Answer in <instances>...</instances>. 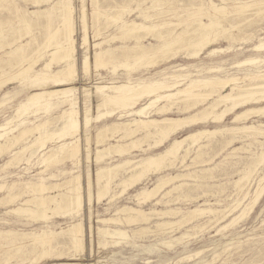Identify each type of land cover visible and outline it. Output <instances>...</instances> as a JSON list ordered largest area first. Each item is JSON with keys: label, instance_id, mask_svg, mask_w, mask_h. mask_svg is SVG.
<instances>
[{"label": "bare ground", "instance_id": "1", "mask_svg": "<svg viewBox=\"0 0 264 264\" xmlns=\"http://www.w3.org/2000/svg\"><path fill=\"white\" fill-rule=\"evenodd\" d=\"M96 1L98 2V0H91V4L93 5L92 14L94 18L97 19L98 14L101 15L102 13L103 14L106 13V16H107V13H109L108 15L110 17L107 18L108 21L107 22L105 21V22H106V25L108 23V27L113 25L115 28L114 29L115 32L109 33L108 37H106L102 41L99 40L101 39L99 38L101 36V33H98V32L96 34L94 33L95 35L93 36V38L94 39L96 38L95 40H97L94 42V45H93L94 52L93 54L88 53V47L90 46V38L87 32L88 30L87 27L90 22L89 23L85 22V17H86V10H85V5H84L85 0H81V3L83 4L82 9L80 11L81 12L80 19L82 20L81 28H82V33H83L82 45L86 47V50H85L86 54L84 55L82 59L81 71L84 75H87V78H88L89 74L93 75L90 73L92 70V67H94L95 70H100V69H105V71L109 70V73L110 74L112 73L113 75H116L118 73V70L122 69L123 71H125V75L127 76L126 81L109 82L104 85L101 82H97L98 78L97 79L95 78L96 80L93 83L91 88L79 89L78 87L73 86V84H75L74 82L77 80L76 78L78 77V66H77V59H76V53H77V47H76L77 42L75 39L76 27L74 25V15H73L75 9L72 5L71 0H56V2L48 8H44L43 10L38 9V10L29 12L31 14L30 19L23 20L25 26L31 24V22L44 18L43 15L46 12L54 13L55 18H58V22H57L58 24L55 26L54 30L51 29L52 31L46 34L47 35L46 41L45 42L43 41L42 44H37V47L34 48L29 53H27L25 49V46H27V44L29 43L25 44V43L19 42L20 44H17L16 43L17 40L18 41L20 40L18 36L17 38H14L12 40L7 39L8 37L7 35H5L4 33L5 31L3 32L2 22L0 21V90L4 89L10 83L11 80H16L14 78L19 79V77H21V79L23 78L22 80H25L26 84L31 82L32 80V83L36 82L38 90H36L34 94H28L27 97H28V101L32 103L34 107L35 106L37 107V109H35L36 110L35 113L39 111L40 112L44 111V113L46 114L57 108L62 109L61 112L57 116H55L54 118H51L52 120L47 119L37 124L35 123L36 121L35 122L30 121L31 126L22 128L21 130L18 131L17 134L16 133L14 134V132H16L15 130H18V128L23 127L26 124L25 120L20 121V123L16 124V126H14L13 128L8 127V124L12 121L11 119L7 120L4 124H0V154L4 152V150L6 151L10 150L9 153L12 155V158H13V160L10 159L9 161L10 164L7 163L5 164V166H9V165L11 166V164H13L11 162H14V161L17 162L21 160L25 154H26V157L28 156L26 161H29L31 158H34V156L37 153L42 152L44 149H46V145L49 144L50 142H53L55 139H57L58 142H60V144L56 146L57 147L56 149H50L49 151H47V153L45 152L44 155H42L40 158V164L41 165L43 164L42 166L48 167L51 164L60 163L64 159H69V160L71 159V160H75L74 166H78L81 161L79 157L82 155V146L79 143L80 138H78V136L81 135L84 128L86 129L90 125L92 126V123L100 124L99 127H97V133H95L97 134L96 136L97 138L95 139L97 146L95 150L94 163L95 162L99 163L104 157L107 156V153L111 152L112 150L117 155V157H120V158L125 157L121 162H119L116 165H113V166L111 165L109 167H101L96 170L95 172L96 174L94 173L96 175L95 176L96 179L94 178V180L96 181L95 184L97 185V187L95 186L97 188L96 192L93 191L92 189L94 187V184H93L94 181L93 182L88 181L87 185L85 186L81 183L80 181L81 176L79 174L66 178L63 183H49L48 184L44 182L43 178H40V180L35 184L32 183L30 185V183H26V188L28 190L31 189V193L33 194V195L31 194L32 197L24 201L21 204V206H18L17 208L12 209L10 212H13L12 214L16 213V215L17 214L27 215V217L32 218V221L33 219L37 221H40V220L47 221L51 219L52 215H55V214L62 216L63 218V216H65L66 214H70L72 212H75L76 214L79 213L81 210H83L86 204L90 206L92 201H95V203L97 201L100 202L101 199L104 198L106 194H108V189L110 188V185L119 169H121L122 171V168H124V173H126V178L119 181V186L122 187V190L120 192V195H121V194H124L126 191L128 192V190L135 188L137 185H139V183L143 179L148 177L150 173L152 174L158 173L159 171L164 169L167 164L169 163L173 164L177 159H181V161L183 162L185 159H187V156L190 153H192V151H194V154H195L194 158L201 159V156L205 155L203 153V150L207 148L209 145L211 146L212 144V143L200 144L201 143L200 140L202 139H203V142L204 140L205 142L206 140L209 142V140L212 139L213 136L215 137L216 134L220 135V134L225 133L227 136L221 139L222 142L220 145L221 149H225L227 146L229 148V145L236 138V136L234 138L232 135L244 134V136H246L247 138L252 137V139L257 136L260 137L261 135H264V122L263 123L261 122L260 125L257 127L254 125H251L250 123L249 124H246L245 122L240 123L241 121H244V120L247 121L249 116H252V115H257L259 117L262 116V118L264 117V70L262 71H257V70L255 71L252 69L247 70V72L244 74L243 77H239L237 75H231V74H229L226 77H219L218 75H213V74L215 73L217 74V72H219L220 70L223 71L224 69L222 70L221 67H206V68L204 67V68L197 70L196 74L193 75L186 69L187 66L184 67L182 65H178V66H175L176 69L175 71L173 70L174 72L168 73L167 77H164L163 79H158L153 76L146 77V78H137V79L130 78L131 73L134 72L135 70H138L140 68L149 69V67L156 66V64L161 63L162 61L167 62V60L169 59L174 60L177 58L178 55H181L183 58H186V60L188 59L195 60L199 58L202 52L208 50L210 46L216 45L218 43L219 37L222 36V35H219V28L220 27L224 28V26L222 25V21L227 20V17H229L228 14L230 12H233L236 16H238V18H241L239 23L246 24L244 22L248 21L247 20L248 18H246L247 12L250 11L251 13V11L252 12L255 11V13L259 15L260 12L264 8V0H251L249 2H243L242 0H232L234 2V6H232L231 8H229L230 6H228V2H230L231 0H217L220 2V4H216L213 0H149L150 2L147 0L149 4H146V6L143 5L146 0H125L124 4L116 3L114 6H109L108 9L104 10L103 12L100 9H98L97 6L96 7L94 6L96 4ZM112 3H109V4L111 5ZM132 3L135 4L134 5L135 7L130 8L129 4H132ZM166 5H168V7L163 8V6H166ZM0 9H1L0 11H2L3 8L1 7ZM5 10L6 8L4 9V11ZM16 10H18L17 7H16ZM151 11H155L157 13L154 15H151L150 14ZM135 13H137L136 18H139L141 22H139L136 19H132ZM255 13L254 15H256ZM1 15L2 14H0V16ZM251 15H253V13ZM155 16L157 18L161 16L162 19L156 21ZM101 18L99 16L97 20H100ZM174 18H177V20L178 18L180 19L183 18V19L175 23L173 21ZM249 22L247 23L249 24ZM104 23L102 24L105 25ZM182 24H184L185 27L180 32H178L176 30V27L178 28ZM248 24H246L245 26L248 27L247 26ZM234 27H235V24L234 25L232 24L230 25L229 28L235 29ZM253 27L255 28L256 26H253ZM237 29H238L237 31L240 30L239 28ZM102 30L104 29H101L100 31ZM223 31H225V29ZM228 31L229 30H227V33ZM224 35H227V34L223 33V36ZM148 36L151 38L153 37V39L156 42L154 43L150 42L148 44H144V40ZM251 36H254V35L252 34L249 35L248 40L252 41ZM39 39L40 37L38 38V40ZM41 41H38V42L40 43ZM115 42H119L120 44L113 45V43ZM105 43L108 45L106 46V48L102 47V45L103 44L105 45ZM257 43H258L257 45L253 46L252 51H255L257 53L264 51V39H259V42ZM231 45L233 44L231 43ZM229 46L230 45H228V48H226V50H221L219 48L213 47V49H211L207 53V56L209 57L215 56L219 54L220 52H222L223 54V51L230 52L233 46L232 47H229ZM242 46H244V44H242ZM45 48L46 49L49 48V51H47V56L44 54L45 57H43L41 55L43 51L45 50ZM249 51H251V49ZM15 55H18L17 63L15 65L13 64L11 68L9 67L8 68L9 71H8L7 68L5 69L3 67V65L8 64L11 61L12 57ZM34 55L36 56L39 55V57H36V56L34 57ZM204 58L203 60H205ZM41 61H43V63L39 64ZM263 63H264V59L261 60L260 58L253 57V58H248L244 60L243 62H237L234 67H236L237 65L240 66L243 64H247L249 65V67L251 65H254L256 67L258 66L257 68H259L261 66L260 64L264 65ZM52 65H56V66L58 65L59 67L58 68L56 67V69L53 70L51 69ZM247 65L245 66L247 67ZM238 66L236 68H238ZM5 67H8V65H6ZM13 67H15V69H13ZM155 68L156 67H154V69ZM96 73L98 72L96 71ZM99 78L102 79V77H99ZM26 84H23L21 88L26 89L27 88ZM41 87H43L44 89H42ZM227 88L229 89V91L227 92L225 91L226 93H224L223 90ZM90 89L92 90L90 91ZM80 91L83 92L82 95L84 98L83 99L84 109L81 108ZM93 92L95 93L94 95L98 96L97 97L98 101L95 105V108L92 107V104H91V98L93 97ZM6 97H7V93L4 94V98ZM248 105H250V107H248ZM26 109L27 108H25L24 106H21L20 109L15 111L17 113L16 115H18V117H21L22 115L25 114V112H27ZM174 112L179 113V114L176 116H171L170 114ZM94 113L96 114L94 115ZM114 116H115V119H113ZM228 116H232L231 121L233 124H236V125L232 127L215 128L213 130H200L199 129L200 125L203 123H206L209 119L211 120L212 123L219 124L225 121L226 117ZM262 118L261 119L259 118V120H262ZM107 119H112V120L110 122L104 123V121H106ZM54 121L56 123H59V127L57 128L58 130L50 131L49 129H47L48 124ZM183 130H185L184 132L188 131L191 133L179 140L173 137L178 132L183 131ZM34 132L37 135L34 137V139H32L30 144H27L25 146L21 145L22 147L20 148H18L19 146H17L16 149L12 150V147L16 146V144H18L20 141L24 140L25 137L28 138V136H30V134H33ZM118 134H120L119 141L121 139L123 140L130 139L129 142H126L125 144H119V141L117 144L110 143L109 141L115 138V135L118 136ZM66 138H73V139L75 138V140L71 142H66L64 141V139ZM155 138L157 139V141L153 140L154 143L150 144L149 143L150 140L155 139ZM87 139H86V142L89 143ZM168 141L170 142L168 147H166L162 152L156 153L152 151V153L150 154L147 153L148 155L140 159H136L133 157L127 158L128 156L132 155V152H134L132 150L141 148V145L143 143H146L148 147L146 148L145 151L149 150L150 152L151 150L162 148L164 144ZM103 144H105L103 148L98 147L99 145H103ZM184 144L186 146H184ZM261 144L262 143H260V145ZM218 145H219V142H218ZM237 149L238 148H234L233 151L236 152L235 150ZM239 149H241V147ZM84 150L86 151L84 158H86V160H89V162H90V159L92 161L94 157L92 158V151L90 150V147L87 145L85 148L84 146ZM233 151H232V154H234ZM2 154L4 155V153ZM244 154H245V150H244ZM207 159L209 158L207 157ZM69 160L68 161L66 160V162H69ZM196 160L197 159H195V161ZM29 162H32V161H29ZM57 165L60 166L62 164H57ZM257 169H259V167H257ZM73 172L69 170H62L60 171L59 175L66 176V175L72 174ZM243 173L248 174L246 172H243ZM261 173L263 172H260L259 174ZM245 174L241 178H239V180L235 182L233 181L235 184L234 185L235 189H236V186L239 187L240 184H243L241 182L246 178ZM87 175H88L87 176L88 178L89 174ZM49 177L52 180V177H54V175H50ZM181 177L183 178L190 177V175L189 173H186V174H179L175 176L169 175V174L166 176H161L156 180L152 188L142 189L140 192H138V195L136 197H142V199H144L145 201V200H152L157 195L161 194L160 196L163 198L169 194H172L171 193L172 191L177 190L178 188H180V186L183 185V184H179V185L172 184L171 186H169V184L174 183L173 182L174 180L176 181V179H180ZM262 181H264V175L263 177L260 178L259 181H257L259 182V184L257 183L258 185H257L256 190L253 193V197L250 198V200L248 199L249 201L247 203H244V201H246L245 199H247L248 192L245 193L243 196L242 200L244 201H241L239 199L235 200L233 202L234 204L230 206L231 208L229 207L227 209H223L219 211V210H214L211 208L201 209L200 206L195 207L194 209H190L187 213L184 212L185 214L181 215V218L180 220H178V222H172L164 218H168V217L170 218V216H175L181 213V211L178 213L179 209L167 208L165 210L164 209L158 210V209L151 208L150 211L145 212L142 209H138L134 207L119 208L117 210L118 213L119 212L126 213V215L123 218L120 219V218L109 217V218H98L96 220V223L98 225L95 229L96 230L95 235H98L100 239H102V241L98 240L99 241L98 244L99 246H101V244L103 243V245L105 246L107 240L111 239L113 245L114 244L118 245L119 239L127 240V238L130 237L128 236L126 231L122 230L119 227L105 226L109 224H120L121 225L124 223L130 224L134 222H139L141 224L147 223L148 225V223H150L148 221H150L151 218L156 217L160 220L159 222H157V227L159 229V227L165 228L167 226H172L177 223H178L177 224V227H178V225H180L179 223L181 222H184V223L186 222V223H189L190 225V223L193 222L195 219L198 220L199 217L201 219V217L206 214H209L211 215L210 217H212V219H208V221H211L209 222L210 224L213 222L212 220H214V222L216 223L217 222L220 223V221L226 220V217L232 215L233 211H237V212L239 211V214L237 216L233 217L230 220V222H228L225 226H223V229L225 230V228L227 229L228 227L232 226L238 221L240 220L242 221L243 218L247 217V215H249L251 211L255 209L254 207L257 206V204L259 203L258 201L264 194V185H260V182ZM14 186L15 184L11 185L9 189V193L7 192L8 195L6 197L4 196V198L0 199V201L9 203L16 198V196H12L10 194L12 193L11 190L14 189ZM62 186L65 188V189H62L64 190V192L54 194V195L52 194V191H55V190L57 191V189H59ZM3 187L4 185H0V190H2ZM167 187H168V190H165ZM216 188L214 190H216ZM113 197L114 196L112 195L111 198ZM203 197H204V194H203ZM18 199L17 200L15 199V200L18 201ZM160 201L161 200H156V202L152 205L155 206ZM205 204L206 203H204V205ZM50 205H53L54 208H50ZM81 220L82 218L79 217V220H77V222L73 223L72 225L68 226L65 229L61 228L59 232L52 231V230H43V229L38 233L30 232V233H23V234L13 233L10 231H7V232L0 231V240H1L0 246H1L2 241L13 243L16 241L22 242L24 240L25 241L28 240L31 243L30 244L31 248L29 250L30 252L25 251L24 254H29L31 252L35 253V251L39 249L38 251L40 253L39 258L41 257L46 258L45 256H48V257L52 256L55 258V260L67 259V260L72 261V260H75L74 255H73L74 253L70 254L69 251L73 250L76 253V252H80L83 249L84 229L82 227ZM181 225H184V224H181ZM172 227H176V225ZM181 227L182 226H180V228ZM92 229L93 228L90 225L89 233L91 235H92ZM148 229L149 227L147 226L145 227L140 226L137 231L147 232ZM186 235L187 234H185V236ZM57 236L59 237L61 236L60 237L61 241L58 242V245H63L65 247V249L63 247V250L59 252L54 251L55 246H57V244L55 245L53 244ZM181 236L182 235H180V237ZM194 236L196 237V235ZM188 239H191V237ZM192 239L194 240V237ZM172 241L175 242V240L173 239ZM180 243L181 242H179V245ZM168 245L171 246L170 244ZM177 246H178V243H177ZM11 247H14V249L11 248V249L6 250L7 251L5 253V255H7L6 261H8V259L12 255L14 256V253L23 251V247H26V246H16V247L11 246ZM111 247H114V246H111ZM199 254L200 253L198 252V256ZM33 255L31 256L33 257ZM5 263L8 264L7 262Z\"/></svg>", "mask_w": 264, "mask_h": 264}, {"label": "rangeland", "instance_id": "2", "mask_svg": "<svg viewBox=\"0 0 264 264\" xmlns=\"http://www.w3.org/2000/svg\"><path fill=\"white\" fill-rule=\"evenodd\" d=\"M0 1H1L0 8L1 7L3 8L2 11H0V14H2L0 16V18H1L0 21L2 22L3 32L5 31L4 33H5V35H7V37H8L7 39H10V40L17 38V36H18L20 40L19 41L17 40V42H16L17 44L29 43L31 46L29 44H27V46H25L27 53H29L34 48H36L37 44H42L43 41L45 42L46 38H47L46 34L51 32L52 30H54L55 26L58 24L57 23L58 18H55V14L51 13V12L50 13L49 12L44 13V15H43L44 18H41V19L34 21V22H31V24H29V25L25 26V24L23 22V20L30 19L31 14L29 12L34 11V10H38V9L43 10L44 8H48V7L52 6L56 2V0H48V1L47 0H3V1L0 0ZM108 1L109 0H105V1L104 0H98V2L96 1V4L94 6L95 7L97 6V8L103 12L104 10L108 9L109 6H114L116 3L117 4H120V3L124 4V2H125V0L124 1L122 0V2H121V0H119V1L118 0H110L111 2L110 1L108 2ZM213 1L216 4H220V2L217 0H213ZM242 1L243 2H249L251 0H242ZM2 2H4V3H2ZM71 2H72V5L75 9L73 15H74V25L76 27V36H75V39L77 42L76 43V47H77L76 59H77V66H78V77L76 78L77 80L74 82L75 84H73V86L78 87L79 89H84V88L88 89V88L92 87L93 83L95 82V80L97 78H98L97 82H101L104 85L109 83V82L126 81L127 76L125 75V71H123L122 69H119L118 73L116 75H113L112 73L111 74L109 73V70H106L107 71L106 72L105 69L95 70L94 67H92V70L90 73L93 74L94 76L89 74L88 78H87V75H84L82 73V71H81L82 59H83L84 55L86 54L85 53L86 47L82 45L83 33H82V28H81L82 27V20L80 19V15H81L80 11L82 9L83 4L81 3V0H71ZM149 2H147V0H146L143 5L146 6V4H149ZM109 3H112V4L110 5ZM89 4H90V6H89ZM132 4H129L130 8L135 7L134 6L135 4L134 3H132ZM84 5H85V10H86L85 22H87V23L90 22L88 27H87V29H88L87 32H88V35L90 38V46L88 47V53L93 54V52H94L93 45H94V42L97 41V40H95L96 38L95 39L93 38V36L97 32L101 33V36L99 37L101 39H99V40L102 41L106 37H108L109 33H111V32L114 33L115 28L113 25H112L113 27L110 26L112 29L110 27H108V23L106 25V22L108 21L107 18L110 17L108 15L109 13H107V16H106V13H104V14L102 13L101 15L98 14L97 19L99 18V16H100V18L102 16V18L100 20H97L96 18H94L93 14H92L93 5L91 4V0H85ZM100 5H101V7H100ZM228 6H230L229 8H231L232 6H234V2L231 0L230 2H228ZM16 7L18 8V10H16ZM167 7H168V5L163 6V8H167ZM5 8H6V10L4 11ZM101 8H103V9H101ZM9 9H11V10H9ZM263 12H264V8L260 12L259 15L256 14L255 11H253V12L251 11V13H250V11L247 12V14H246V18H248L247 22H249V20L251 19L250 20L251 23L249 22V24H251V25H249L247 22H244V23L248 24L247 25L248 27L245 26L246 24L239 23L241 18H238V16H236L233 12H230L229 14L232 15L233 17L228 14V16H229V17H227L228 21L227 20L222 21V25L224 26V28L223 27L219 28V35H222V36L219 37L218 43L216 45L210 46L208 48V50L202 52V54L200 55L199 58H197L195 60H193V59L186 60V58H183L181 55H178L177 58L174 60L169 59V60H167V62L162 61L161 63L156 64V66L149 67V69L148 68L147 69L140 68L138 70H135L134 72L131 73L130 78L137 79V78H146V77H152L153 76V77L158 78V79H163L164 77H167L168 73L174 72L176 69L175 66H178V65H182L184 67L187 66L186 69L190 73H192L193 75L196 74L197 70L204 68V67L205 68L206 67H221L222 70L224 69L223 71L220 70L219 72H217V74L216 73L213 74V75H218L219 77H226L229 74L237 75L239 77H243L244 74L247 72V70H251V69L255 70V71L256 70L262 71V70H264V67H263L264 65H262V64H260L261 66L259 68H257L258 66L256 67L254 65H251L249 67V65H247V64H243L240 66L237 65L238 68H236L237 66L236 67H234V66L236 65L237 62H243L244 60H246L248 58L257 57V58H260L261 60L264 59V51L258 52V53L255 51H252L253 46L258 44L257 42H259V39H264V32H263L264 31V29H263L264 28V22H263L264 21L263 20L264 19V13ZM156 13L157 12H155V11H151L150 14L154 15ZM252 13H253V15H251ZM254 13L256 15H254ZM136 15H137V13L134 14L132 19H136L139 22H141V20L139 18H136ZM256 16H258L259 18ZM47 17L48 18L51 17V18H49L51 23ZM160 19H162L161 16L159 18L156 17V21H158ZM182 19L183 18H181V19L178 18V20H177V18H174L173 21L175 23H177V22H179V20H182ZM257 19H258V21H257ZM93 21H94V23H93ZM103 21L104 22L106 21V22L104 23ZM102 23H104L105 25H103ZM91 24H92V26H91ZM232 24L233 25L235 24L234 28L236 30L233 28H229L230 25H232ZM183 25L184 24H182L178 28L176 27V30L178 32H180L185 27V25L184 26ZM236 26H238V27H236ZM253 26H256V27L254 28ZM93 28H95V29H93ZM108 28L110 31L108 30ZM221 28H223V29H221ZM237 28H239L240 30L237 31L238 30ZM101 29H104V30L100 31ZM224 29H225V31H223ZM227 30H229L228 33H227ZM230 30H232V31H230ZM243 30H245V31H243ZM104 31H105V33H104ZM235 31H237V32H235ZM239 32H240V34H239ZM223 33L227 34V35L223 36ZM248 34L254 35V36H251L252 41L248 40V37H249ZM244 35H245V37H244ZM10 36H12L13 38ZM35 36H36V38L40 37V39L39 40H38V38L36 39ZM91 36H92V38H91ZM30 38H32V39H30ZM29 39L32 41H30ZM41 39H42V41H41ZM148 39H150L151 41ZM242 39H244V40H242ZM35 41H36V43H35ZM38 41H41V42L39 43ZM91 41H93V42H91ZM150 42L154 43L156 41L153 39V37L152 38L149 36L146 37L144 40V44H148ZM233 42L235 43V45ZM236 42H237V44H236ZM34 43L36 44V46ZM115 43H113V45H119L120 44L119 42H115ZM231 43L234 46L231 45ZM249 43H250V45H249ZM242 44H244V46H242ZM110 45H111V43H110ZM228 45H230L229 47L233 46V48H231L230 52L229 51H225V52L223 51V54H222V52H220L219 54H217L215 56H211V57L207 56V53L211 49H213V47L219 48L221 50H226V48H228ZM106 46H108L106 43H105V45L104 44L102 45V47H105V48H106ZM250 49H251V51H249ZM47 51H49V48H47V49L45 48V50L43 51L41 56H43V57H45V55L47 56ZM227 53H229V54H227ZM35 56L36 55H34V57ZM36 57H39V55ZM208 57H209V59H208ZM17 58H18V55L13 56L11 61L8 64H6V65H8V67H5L6 65H3V67L5 69L7 68V70H8L9 67L11 68V66L13 64L15 65L17 63ZM203 58L205 60H203ZM41 63H43V61H41L39 64H41ZM245 65H247V67ZM171 66L172 67L174 66V67L172 68ZM56 67L58 68L59 66L58 65L57 66L52 65L51 69L54 70V69H56ZM154 67H156V68L154 69ZM255 67H256V69H255ZM157 68H159V69H157ZM13 69H15V67H13ZM191 69H193V70H191ZM10 70H12V69H10ZM96 71L98 73H96ZM97 75H99V76H97ZM99 77H102V79H100ZM14 79H16V80H11L10 83L4 89L0 90V105H1L0 106V124H4L7 120L11 119L12 121L8 124V127L13 128L14 126H16V124H19L20 121H22V120L26 121V124L23 127L18 128V130H15L16 132H14V134L15 133L17 134L18 131L24 127H30L31 126L30 121H34V122L36 121L35 123L37 124V123L43 122L47 119L54 118L55 116H57L61 112L62 109L57 108V109H55L49 113H46V114L44 113V111H41V112L39 111V112L35 113L36 112L35 109H37V107L36 106L34 107V105L28 101L27 96H28V94H34L36 92V90H38L36 82L32 83V80H31V82L26 84L25 80H22L23 78L21 79V77H19V79L18 78H14ZM23 84L27 85L26 89L21 88V86H23ZM41 88L44 89L43 87H41ZM91 90L92 89H90V91ZM225 91L227 92V91H229V89L227 88V89L223 90L224 93H226ZM5 93H7L6 98H4ZM82 94H83V92L80 91L81 108L84 109V104H83L84 98H83ZM94 94L95 93L93 92V97L91 98V104H92V107L95 108V105L98 101V98H97L98 96L94 95ZM21 106H24L25 108H27L26 109L27 112H25V114L22 115L21 117H18V115H16L17 113L15 111L20 109ZM252 106H254V105H252ZM248 107H250V105H248ZM95 114L96 113H94V115ZM178 114L179 113L174 112L170 115L176 116ZM231 118H232V116H228V117H226L225 121H223L222 123H219V124H214L209 119L206 123L201 124L199 129L200 130H213L215 128L232 127L236 124L232 123ZM249 118H250V120H249ZM249 118L247 120L248 122L246 120H244V121H241L240 123H244V122L246 124L250 123L251 125H254L257 127L260 125L261 122L262 123L264 122V117L262 118V116L259 117L257 115H252V116H249ZM259 118L260 119L262 118V120H259ZM113 119H115V116ZM111 120L112 119H107L106 121H104V123L110 122ZM51 123L48 124L47 129H49L50 131L58 130L57 128L59 127V123H56L55 121L51 122ZM99 125L100 124L92 123V126L90 125L88 128H86V129L84 128L81 135L78 136V138H80L79 143L82 146V155L79 157V159L81 161H80V164L78 166H74L75 160H71V159L70 160L64 159L60 163H57V164H62L60 166H58L57 164H51L48 167H45V166H42L43 164L42 165L40 164L41 156L44 155L45 152L47 153V151H49L50 149H56L57 148L56 146H58L60 144V142H58L57 139H55L53 142H50L49 144H47L46 149H44L42 152L37 153L34 156V158H31L29 161H32V162L26 161L28 156L26 157V154H25L21 160L17 161L18 164L16 161H14V162H11V163H13V164H11L12 167L10 165L5 166V164H7V163L10 164V162H9L10 159L13 160L12 155L9 153L10 150L9 151L4 150V152H2V153H4V155L1 153L3 156L0 154V166H1L0 167V185H4L3 189L0 190L1 191L0 192V199L4 198V196L6 197L8 195L9 189H10L11 185H13V184H15V186H14V189L11 190L12 193H10V194L12 196H16V198H15L16 200L19 197L18 201H16L14 199L13 201L9 202L10 204L5 203L4 201L3 202L0 201V231L1 232L10 231L13 233H18V234L30 233V232L38 233L42 229L59 232L61 230V228L65 229L68 226L72 225L73 223L77 222V220H79V217L82 218V220H81L82 221V227L84 229L83 249L80 252H76V253L73 250L69 251L70 254L74 253L73 255H74L75 260H72V261L67 260V259L55 260V258L52 256L51 257L45 256L46 258L41 257L42 258L41 259V258H39V255H40V253L38 252L39 249L36 250L35 253L31 252L29 254H24L25 251H29L31 248L30 247L31 243L28 240H26V241L24 240L22 242L16 241V242H13L14 244L8 243L7 241H2L1 246H0V264H6L5 262H7L8 264H31V263L32 264H224L225 262H226L225 264H264V194L260 198V200L258 201L259 203L257 204V206L254 207L255 209H253L251 211V213L249 215H247V217L243 218L242 221L240 220L241 222L238 221L237 223L233 224L232 226L228 227L227 229L225 228L226 231L223 229V226H225L228 222H230V220L233 217L237 216L239 214V211L238 212L233 211L232 212L233 216L230 215L231 217L230 216L226 217V220L220 221V223H218V222L216 223V222H214V220H212L214 223L212 222L209 224V222H211V221H208V219H212V217H210L211 215L206 214V215L202 216L201 219H200V217L198 218V220L195 219L193 222L190 223V225H189V223L185 222L186 223L185 224L184 222H181V223H179L180 225H178V227H177V224H178L177 223V224H175L176 227H172L175 225L167 226L165 228L159 227L160 230L157 227V222H159L160 220L156 217L151 218V220L148 221V222H150V223H148V225H147V223L141 224L139 222H134V223H130V224L124 223L121 225L120 224L105 225L108 227H119L122 230L126 231L128 236H130L127 238L128 241L126 239L125 240L119 239L118 245L117 244L113 245L112 240L108 239L106 242V245L104 246L102 243L101 244L102 247H101L98 244L99 243L98 240L102 241V239H100V237L98 235H95L96 234L95 229L98 225L96 223V220L98 218H109V217L121 219L126 215V213L125 212H119L118 213L117 210L119 208H122V207H134V208L142 209L145 212L150 211L151 208L152 209H158V210H163V209L165 210L167 208L179 209L178 213L180 211H181V213L177 214L178 216L177 215L170 216L171 219L169 217L164 218V219L172 221V222H178V220H180V218H181V215L185 214L184 212L187 213L190 209H194L195 207L200 206L201 209H210L211 208V209L219 210V211L223 210V209H227L231 205H233L234 204L233 202L237 199L244 201V200H242L243 196L245 193L248 192L247 199H245L246 201H244V203H247L250 200V198L253 197V193L256 190L257 185L259 184V182H257V181H259L260 178L263 177V175H264V170H263L264 169V150H263L264 149V146H263L264 145V135H261L260 137L257 136L253 139H252V137L247 138L246 136H244V134L232 135L234 138L236 136V138L229 145V148L227 146L225 149H221V146H220L221 142H222L221 139H223L225 136H227L225 133L220 134V135L216 134L215 137L213 136L214 138L212 137V139L209 140V142L207 140H206V142H205V140L203 142V139H202V140H200L201 143L199 142L200 144H210V143H212V144H211V146L209 145L207 148H205L207 150H205V149L203 150V153L205 155L203 154L204 156H201V159L194 158L195 154H194V151H192V153L189 154L190 156L188 155L187 159H185L183 161L184 163L181 161V159H177L174 162L176 164H174V163L173 164L169 163L170 165L167 164L164 169H162L158 173H153V174L150 173L148 175V177H146L145 179H143L139 183V185H137L135 188L128 190V192L126 191L125 192L126 194L124 193L121 195H120V192L122 190V187L119 186V181L126 178V173H124V168H122V171H121V169H119L117 171L111 185H110V188L108 189V194H106V196L104 198H102L100 202H98L95 199L98 203L97 202L95 203V201H92V203H91L92 206L91 205L89 206L86 204L84 206L83 210H81L77 214L75 212H72L70 214H66L67 216L65 215V216H63V218H62V216L55 214V215H52L51 219H49L47 221H43V220L37 221L34 219L32 221V218L27 217V215H24V214L23 215H21V214L16 215V213H14L15 215L12 214L13 212H10L12 209L17 208L18 206H21V204L24 201H26L27 199H30L33 195L31 193V189L28 190L26 188V183H30V185L32 183L35 184L40 180V178H43L44 182L48 183V184L49 183H63L66 178L79 174L81 176L80 181L85 186L87 185L88 181H91V182L94 181L93 182L94 187L92 189H93V191L96 192L97 185L95 184L96 181L94 180V178L96 176L95 175L96 170L98 168H101V167H109L111 165L112 166L116 165L125 158V157H121V158L117 157V155L112 150L111 152L107 153L108 157L107 156L104 157L99 163L98 162L94 163L95 150H96V146H97V144L95 142L96 141L95 139L97 138L96 137L97 134H95V133H97V127H99ZM184 131L185 130L178 132L173 137L179 140V139H182L186 135L191 133L188 131H186V132H184ZM94 134H95V136H94ZM36 135L37 134L34 132L33 134H30V136H28V138L25 137L26 140L25 139L22 140L23 142L20 141L18 144H16V146L12 147V150L16 149L17 146H19L18 148H20L22 146L30 144V142L32 141V139H34V137ZM119 136H120V134H118V136L115 135V138L111 139L109 142L117 144L119 139H120ZM218 138H220V139H218ZM86 139L89 141V143L86 142ZM74 140H75V138L74 139L73 138L64 139V141H66V142H71ZM115 140H117V141H115ZM129 140L130 139H126V140L121 139L119 141V144H125L126 142H129ZM153 140L157 141V139L155 138V139H151L149 143L150 144L154 143ZM234 141H235V143H234ZM218 142H219V145H218ZM22 143H24V144H22ZM169 143L170 142L168 141L164 144V146L162 148L154 149V150H151L150 152H149V150L145 151L146 148H148V147H147L146 143H143L141 145V148L136 149L137 151L132 150L134 152H132V155L128 156L127 158L133 157L136 159H140V158L145 157L146 155L152 153V151L156 152V153L162 152L166 147H168ZM260 143H262V144L260 145ZM247 144L249 147L247 146ZM87 145L90 147V150L92 151V158L94 157L92 161L90 159V162H89V160H86V158H84L85 153H86V151L84 150V146L86 148ZM104 146H105V144L99 145L98 147L103 148ZM184 146H186V145L184 144ZM218 146H220V147H218ZM251 146H253V147H251ZM240 147H241V149H239ZM234 148H238L237 150H235L237 152V154H236V152L233 151ZM249 148L250 149L252 148L251 149L252 151ZM259 149H260V151H259ZM208 150L211 152H209ZM244 150H245V154H244ZM232 151L234 154H232ZM207 152H208V154H207ZM255 152H257V153H255ZM247 153H249V154H247ZM9 155H10V157H9ZM207 157L209 159H207ZM228 157H230V158H228ZM224 158H225V160H224ZM256 158H257V160H256ZM195 159H197V160L195 161ZM66 160L67 161L69 160V162H66ZM211 160H212V162H211ZM179 162H181V163H179ZM207 162H209V163H207ZM9 167H11V168H9ZM257 167H259V169H257ZM62 170H69L71 172H73V171L74 172L72 174L66 175V176L59 175L60 171H62ZM248 170H249V172H248ZM259 171L263 172V173L259 174L260 173ZM41 172H42V174H41ZM204 172H205V174H204ZM243 172H246L248 174H245ZM186 173H189L190 177H184V178L181 177L180 179H176V181L174 180L173 181L174 183L169 184V186H171L172 184H175V185L183 184L182 186H180V188L177 189L179 192L177 190L172 191L171 192L172 194H169L163 198L160 196L161 194H159L155 198H153L152 200H145V201H144V199H142V197H136L138 195V192H140L142 189L152 188L154 183L156 182V180L161 176H166L168 174L175 176V175L186 174ZM199 173L200 174L202 173V174L200 175ZM87 174H89L88 178H87V176H88ZM206 174H207V176H206ZM244 174L246 175V178L241 182L243 184L239 185L240 189L238 186H236V189H235L234 182L239 180V178H241ZM50 175H54V177H52V180L49 177ZM202 175H203V177H202ZM258 175L260 176V178ZM53 178H55V179H53ZM34 179H36V180H34ZM24 183H25V185H24ZM115 185H117L118 187ZM188 185H189V187H188ZM260 185H264V181L260 182ZM196 186L198 187V189ZM215 186L216 187L218 186L217 187L218 189ZM62 187L59 188L61 190L57 189V191L56 190L52 191V194L54 195V194L64 192V190H62V189H65V188L64 187L62 188ZM168 187L165 190H168ZM212 187H213V189H212ZM215 188H216V190H214ZM18 190H20V191H18ZM203 194H204L205 198L203 197ZM112 195L114 196L113 198H111ZM154 199L161 200V201L159 203H157L155 206H153L152 204H154L156 202V200H154ZM179 199H181V200H179ZM204 203H206V204L204 205ZM207 203H208V205H207ZM211 203H212V205H211ZM202 205H204V206H202ZM5 206H7V207H5ZM215 206H217V207H215ZM50 208H54L53 205H50ZM115 213H116V215H115ZM206 216H208V217H206ZM199 223L201 226L199 225ZM181 224H184V225H181ZM90 225L93 228L92 229V235L89 233V226ZM140 226H143V227L147 226V227H149V229L147 232L146 231L138 232L137 230L139 229ZM180 226H182V227L180 228ZM204 226H206V227H204ZM213 227H214V229H213ZM177 228H179V229H177ZM200 228H201V230H200ZM203 228H205V229H203ZM167 231H169L170 233ZM161 232L164 234H162ZM185 234H187L188 237H187V235L185 236ZM180 235H182V236L180 237ZM194 235H196V237ZM60 237L57 236L53 242L54 245L57 244V246H55V249H54L55 252H59V251L63 250L64 246L58 245V242L61 241ZM190 237H191V239H188ZM193 237H194V240L192 239ZM172 239L175 240V242L172 241ZM179 242H181L182 244L180 243V245H179ZM175 243H176V245H175ZM177 243H178V246H177ZM162 244H163V246H162ZM168 244H170L172 247L169 246ZM4 246L5 247L7 246V247L5 248ZM11 246H15V247L16 246H26L27 248L23 247V251L17 252L18 254L14 253L15 257L12 255L8 259V261H6L7 260L6 259L7 255H5V253L7 252L6 250L11 249V248L14 249V247H11ZM111 246H114V247H111ZM64 249H65V247H64ZM208 249H209V251H208ZM200 251L201 252L203 251V252L201 253ZM55 252H53V253H55ZM198 252L201 255L199 254V256H198ZM1 253H3V254H1ZM33 253H34V255H33ZM218 254H220V255H218ZM31 255H33V257ZM217 258H218V260H217ZM26 259H28V260H26Z\"/></svg>", "mask_w": 264, "mask_h": 264}]
</instances>
